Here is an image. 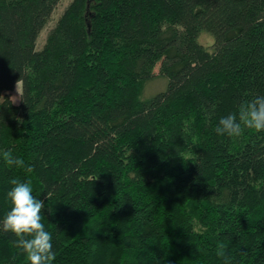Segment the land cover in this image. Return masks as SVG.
Wrapping results in <instances>:
<instances>
[{
  "label": "trees",
  "instance_id": "trees-1",
  "mask_svg": "<svg viewBox=\"0 0 264 264\" xmlns=\"http://www.w3.org/2000/svg\"><path fill=\"white\" fill-rule=\"evenodd\" d=\"M60 1L0 0V152L24 160L0 158V222L16 178L52 264H224L221 242L264 264V132L215 131L264 95V0H71L37 49ZM16 239L0 227V264H29Z\"/></svg>",
  "mask_w": 264,
  "mask_h": 264
},
{
  "label": "clouds",
  "instance_id": "clouds-1",
  "mask_svg": "<svg viewBox=\"0 0 264 264\" xmlns=\"http://www.w3.org/2000/svg\"><path fill=\"white\" fill-rule=\"evenodd\" d=\"M246 129L264 132V95L240 103L238 112L222 117L215 131L220 136L238 138ZM0 158L8 166H24V160L15 157L11 151L0 152ZM10 184L12 187L7 191L6 197L11 208L0 222V227L4 232L15 235L17 239L13 242L14 246L26 254L29 264H52L56 259V252L53 249L52 233L46 230L42 222L44 200L33 195L31 181L22 182L13 178ZM226 248L224 243H219L216 255L224 264H233Z\"/></svg>",
  "mask_w": 264,
  "mask_h": 264
},
{
  "label": "rangeland",
  "instance_id": "rangeland-1",
  "mask_svg": "<svg viewBox=\"0 0 264 264\" xmlns=\"http://www.w3.org/2000/svg\"><path fill=\"white\" fill-rule=\"evenodd\" d=\"M70 2H71V0H61L59 2L55 11L52 14L50 21L48 22L47 26L42 30V32L38 38L37 49L43 48V46L46 42V37L48 35V32L50 31V29H52V27H54L58 18L64 12V10L66 9V7L69 5ZM199 41L203 45L208 47L209 50L213 49L214 37L211 34H209L207 32H202L200 37H199ZM159 66H160V63L155 68L154 79L149 81L146 84V87H145L144 92H143V98H150V97L154 96L156 93L166 89L167 84H168V79L166 77H162L160 75ZM21 92H22V83L19 82L15 85L13 91L9 92L14 103H16V104L20 103Z\"/></svg>",
  "mask_w": 264,
  "mask_h": 264
}]
</instances>
